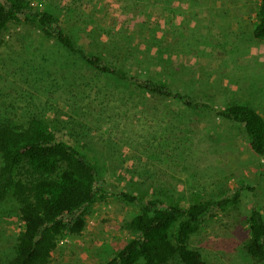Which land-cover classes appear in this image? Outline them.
Wrapping results in <instances>:
<instances>
[{"label": "rangeland", "instance_id": "obj_1", "mask_svg": "<svg viewBox=\"0 0 264 264\" xmlns=\"http://www.w3.org/2000/svg\"><path fill=\"white\" fill-rule=\"evenodd\" d=\"M32 2L65 20L78 43L105 47L132 71L218 109L242 103L264 116V40L253 35L260 0ZM29 113L83 153L108 191L83 233L59 241L50 264H104L126 243L124 223L139 208L120 192L187 205L240 181L254 190L191 245L211 264H264L247 252L245 222L253 206L264 214V156L250 148L242 125L99 73L35 24L12 23L0 43V121L24 123ZM21 226L15 200L0 203V264L12 258Z\"/></svg>", "mask_w": 264, "mask_h": 264}, {"label": "trees", "instance_id": "obj_2", "mask_svg": "<svg viewBox=\"0 0 264 264\" xmlns=\"http://www.w3.org/2000/svg\"><path fill=\"white\" fill-rule=\"evenodd\" d=\"M12 23H33L45 35L76 54L99 73L113 76L145 93L177 100L187 108L212 111L222 121L242 125L250 148L264 156V116L253 106L233 103L216 108L183 92L163 78L132 71L114 61L93 43H78L65 20L41 10L32 0H0V43ZM253 35L264 40V0H260ZM104 44V43H102ZM90 47V48H89ZM0 203L14 199L22 226L14 254L6 264H50L59 241L80 235L91 207L105 199V181L74 145L60 139L46 121L29 113L24 123L0 121ZM254 187L245 181L212 199L187 205L169 204L157 197L119 194L139 211L124 223L131 233L126 243L104 264H211L191 245L203 227L220 213L242 202ZM247 252L264 262V214L253 206L246 215Z\"/></svg>", "mask_w": 264, "mask_h": 264}]
</instances>
